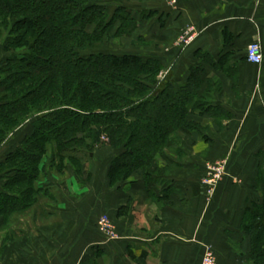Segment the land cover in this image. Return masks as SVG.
Here are the masks:
<instances>
[{
    "label": "crops",
    "instance_id": "1",
    "mask_svg": "<svg viewBox=\"0 0 264 264\" xmlns=\"http://www.w3.org/2000/svg\"><path fill=\"white\" fill-rule=\"evenodd\" d=\"M114 1L134 12V36L151 42L140 50L126 36L121 50L159 58L175 83L187 80L196 51L214 56L218 67L208 65L205 75L213 78L214 111L190 116L204 124L206 138L182 129L180 140L169 142L147 175L133 173L117 184L110 182L109 170L120 152L97 148L88 164L91 179L81 184L70 175L64 201L49 208L58 212V222L51 224L58 229L40 226L19 250L8 246L0 264H93L100 258L104 264H201L210 246L217 264H247L252 244L241 223L247 207L262 196L257 176L264 170V59L251 63L246 50L259 42L264 55V0ZM147 11L154 12L150 21L143 17ZM188 27L195 38L185 44L181 37ZM222 55L229 57L221 60ZM221 159L228 163L226 174L209 193L202 183L205 164ZM101 212L116 221L119 240L92 230Z\"/></svg>",
    "mask_w": 264,
    "mask_h": 264
},
{
    "label": "trees",
    "instance_id": "2",
    "mask_svg": "<svg viewBox=\"0 0 264 264\" xmlns=\"http://www.w3.org/2000/svg\"><path fill=\"white\" fill-rule=\"evenodd\" d=\"M133 13L114 0H0V148H8L0 160L6 242L0 257L24 234L14 227L18 216L42 199L49 207L57 203L44 184L50 175H73L85 184L92 175L88 160L109 146L120 152L109 170L117 184L133 173L147 175L182 129L206 138L205 126L190 116L214 111L213 78L205 77L208 65L218 67L214 56L198 50L186 81L161 80L159 58L106 48L126 36L143 45L142 36H134ZM153 13L143 17L150 21ZM257 183L261 199L247 207L241 223L252 244L247 264H264L262 169Z\"/></svg>",
    "mask_w": 264,
    "mask_h": 264
},
{
    "label": "rangeland",
    "instance_id": "3",
    "mask_svg": "<svg viewBox=\"0 0 264 264\" xmlns=\"http://www.w3.org/2000/svg\"><path fill=\"white\" fill-rule=\"evenodd\" d=\"M128 41H129L128 39L125 40L123 38L122 39H117L116 41H110L108 44H106V48H108L110 50L125 49L126 48V45L128 44ZM150 43L151 42H149V43L143 42L142 43L143 45L138 46L137 48L140 49V50L146 48L148 50V48H150V46H151ZM2 56H3V52L0 51V60H1ZM202 126H204V124H202ZM175 139L176 140H180L179 135H176ZM18 141H19L18 139H15L14 144L16 145ZM9 145L12 146V143L9 142ZM6 151H7V143L0 148V159L4 155V152H6ZM96 153L97 152L95 150V153H93V158L95 157ZM179 154H180V156L182 155L181 152ZM91 159L88 160V162H87L88 164L91 162ZM214 162L215 161H208L205 164V167H204V169H205V175H204V177L208 174V168L206 167L207 164L214 163ZM226 171H227V169H226ZM225 174H226V172H225ZM69 176L70 175H66V176L60 177L57 174H53V175H50L49 178H47V180L44 181L45 182L44 184L46 186H50L51 187V190L50 191H53L54 192V194H55L56 198L58 199V201H57L56 204L54 202H52V205H50V207H49V206H47L48 203L45 201V199H42V202L36 208H34L31 211L27 212L26 215H24V216H18L20 218L19 223H17L14 227L18 228V230L20 228H22L25 231H24V234L21 233V234L18 235V238L19 239H17V241H14L15 243H13V242L8 243V246H10L9 248L11 250H16V251L19 250V248H21V246H22V242H24L25 239L28 242L30 241V238H32L34 240L35 237H36L35 235H37L39 233L40 226L43 227L46 230H48V228L49 229L52 228V229H54L53 232H55V230L58 229L55 225H51V224L55 223L56 221L58 222V220H57V219H59V218H57L58 217L57 216L58 215L57 214L58 212L57 211H53L52 209L50 210L49 208H51L52 206L58 205L61 201H64L62 199V197H61V194H62V192L64 193V191H63V188H64L63 185L66 183V180H68V177ZM204 177L202 178V183H203ZM61 180H64V182L61 183ZM221 180H222V178H221ZM206 187H208V186H206ZM215 187H216V185H215ZM212 188H214V187L212 186ZM76 194L78 196L79 195V192L76 193ZM44 207H48V209L51 211L50 212L51 216H48L46 213H44V210H43ZM106 217L108 219L107 229L109 228L110 231L115 232L117 234V237L116 238L109 237L107 234H105L104 231L101 230L102 228L99 225V222L103 218H106ZM0 220H1V218H0ZM91 225H92L91 228L94 231V233L96 235H99L101 238L104 237L106 240H110V241L119 240L121 238L120 232L118 230L117 223L113 219V217H111V215L108 212H101V214L97 215V217H95V219H94V221L92 222ZM2 232H4V231L1 230V234H4V236H5V232L4 233H2ZM1 234H0V253L3 250V247L5 246V243H6L4 241V239H3V237L1 236ZM76 235H78V232L75 234V236ZM19 240H20V242H19ZM69 242H70V240H69ZM75 245L76 244H74L71 247L73 248V247H75ZM89 258L90 257H88L87 259H89ZM101 259L102 258L98 259L97 262H100L101 264H104L103 263V260H101ZM202 259H203V257H202ZM202 259H201V263H202Z\"/></svg>",
    "mask_w": 264,
    "mask_h": 264
},
{
    "label": "built area",
    "instance_id": "4",
    "mask_svg": "<svg viewBox=\"0 0 264 264\" xmlns=\"http://www.w3.org/2000/svg\"><path fill=\"white\" fill-rule=\"evenodd\" d=\"M195 38V29L193 27H188V29L185 31V34L181 37V42L185 44H189L193 39ZM247 54V60L254 64H262L264 55L262 46L259 42H253L250 43L246 50ZM165 73L161 75L162 77H165ZM163 77V78H164ZM227 161L224 159L221 160H215L214 163L207 164L208 168V174L204 177L203 183L208 186L209 193H212L215 185L221 180V178L224 176L226 169H227ZM212 186L214 188H212ZM108 219L103 218L99 225L101 226V230L105 232L109 237L116 238L117 234L115 232L110 231V229H107ZM201 264H217V255L215 250L212 247H207L202 259Z\"/></svg>",
    "mask_w": 264,
    "mask_h": 264
},
{
    "label": "water",
    "instance_id": "5",
    "mask_svg": "<svg viewBox=\"0 0 264 264\" xmlns=\"http://www.w3.org/2000/svg\"><path fill=\"white\" fill-rule=\"evenodd\" d=\"M93 155V154H92Z\"/></svg>",
    "mask_w": 264,
    "mask_h": 264
}]
</instances>
